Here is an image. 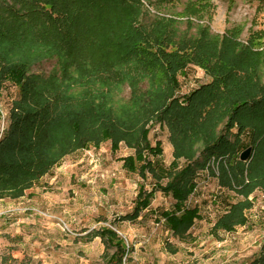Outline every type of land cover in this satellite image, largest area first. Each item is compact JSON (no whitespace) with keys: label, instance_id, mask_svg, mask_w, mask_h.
<instances>
[{"label":"trees","instance_id":"trees-1","mask_svg":"<svg viewBox=\"0 0 264 264\" xmlns=\"http://www.w3.org/2000/svg\"><path fill=\"white\" fill-rule=\"evenodd\" d=\"M203 1L187 0L174 13L165 4L175 0L0 1V104L8 85L19 94L0 138V199L24 197L78 151L111 142L117 152L125 145L134 155L123 167L142 178L149 173L155 184L152 191L141 187L134 210L120 220L136 221L160 190L175 201L174 210L162 214L167 228L186 240L200 217L186 206L196 174L212 155L233 152L227 134L237 124L240 132H252L242 152L257 147L251 183L239 184L245 200L231 204L212 232L244 226L246 198L258 186L264 190V45L241 42V29L212 33ZM52 61L53 69L44 71ZM190 66L213 81L185 101L177 97L179 76ZM156 125L169 131L174 160L168 168L149 159L163 153L160 143L150 142ZM227 179L224 173L222 183L231 187ZM89 236L114 243L118 252L110 260L123 264L129 251L115 231ZM249 264H264V245Z\"/></svg>","mask_w":264,"mask_h":264},{"label":"rangeland","instance_id":"rangeland-1","mask_svg":"<svg viewBox=\"0 0 264 264\" xmlns=\"http://www.w3.org/2000/svg\"><path fill=\"white\" fill-rule=\"evenodd\" d=\"M186 1L175 0L165 4V8L168 13L182 12ZM4 2L8 4L10 0ZM203 3L207 5L205 22L212 33L223 35L241 29L238 36L241 42L247 44L254 39L264 45V2L204 0ZM150 9L152 14L158 10ZM54 62L44 63V71L50 72ZM261 76L264 82V67ZM179 81L177 97L186 101L213 80L202 69L190 66ZM18 96V89L10 85L3 92L0 138ZM227 141L233 152L212 155L208 166L196 174V187L186 206L197 209L200 217L186 240H178L167 228L162 214L172 212L175 201L160 190L136 221L120 220L134 210L141 187L152 191L155 181L149 173L142 178L123 167V159L134 155L133 150L121 145L113 152L111 142H106L99 148L90 147L66 157L24 197L0 199V264H119L110 260L118 252L114 243L108 247L101 238L89 236L104 228L115 231L124 240L129 252L123 264L251 263L264 245V190L260 186L246 198L250 207L243 212L244 226L232 233L212 232L231 204L245 200L239 194V184L251 183L250 162L257 148L250 146L253 149L250 161H240L242 150L252 143V132H240L237 124L227 134ZM150 142L153 147L160 143L163 153L149 159L168 168L174 160L168 129L156 125L150 133ZM180 165H184L183 160ZM224 173L231 187L223 185ZM166 182L165 179L163 185ZM167 244L178 252L171 253Z\"/></svg>","mask_w":264,"mask_h":264},{"label":"water","instance_id":"water-1","mask_svg":"<svg viewBox=\"0 0 264 264\" xmlns=\"http://www.w3.org/2000/svg\"><path fill=\"white\" fill-rule=\"evenodd\" d=\"M253 155V149L251 147L247 148L245 151L241 153L240 161L246 163L250 161Z\"/></svg>","mask_w":264,"mask_h":264},{"label":"crops","instance_id":"crops-1","mask_svg":"<svg viewBox=\"0 0 264 264\" xmlns=\"http://www.w3.org/2000/svg\"><path fill=\"white\" fill-rule=\"evenodd\" d=\"M40 182V181H39Z\"/></svg>","mask_w":264,"mask_h":264}]
</instances>
